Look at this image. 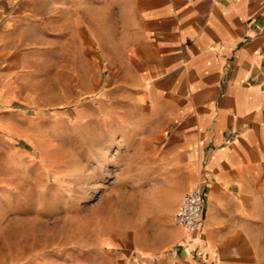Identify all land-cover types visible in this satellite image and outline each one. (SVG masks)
Returning <instances> with one entry per match:
<instances>
[{
	"label": "crops",
	"instance_id": "crops-1",
	"mask_svg": "<svg viewBox=\"0 0 264 264\" xmlns=\"http://www.w3.org/2000/svg\"><path fill=\"white\" fill-rule=\"evenodd\" d=\"M18 3L0 7V190L36 165L53 118L36 80L62 65L69 103L71 64L85 89L92 64L96 116L116 128L112 201L161 230L150 245L129 238L128 264H264V0H63L62 51L36 44L35 11ZM196 187L204 219L188 234L175 204ZM160 196V210L139 207Z\"/></svg>",
	"mask_w": 264,
	"mask_h": 264
},
{
	"label": "rangeland",
	"instance_id": "rangeland-1",
	"mask_svg": "<svg viewBox=\"0 0 264 264\" xmlns=\"http://www.w3.org/2000/svg\"><path fill=\"white\" fill-rule=\"evenodd\" d=\"M10 1L35 11L31 22L36 44L54 43L62 51L67 32L63 0H0V7L9 11ZM53 3L55 11L49 10ZM33 66L42 76L43 66ZM61 66L56 65L55 73L49 71L47 80L39 78L34 84L39 113L53 116L39 123L31 150L37 155L36 165L25 170L23 179L7 172L1 186L0 264H128L129 238L150 245L153 232L161 230L128 221L121 215L119 202L112 201L109 185L115 175L110 157L116 147V128L110 119L96 116L98 91L91 87L94 65L87 64L85 89L84 81L78 79V64H71L69 103L63 99L67 79ZM103 74L102 86L109 81V69ZM52 99L54 106L48 103ZM161 202L160 196L155 203L141 202L139 207L160 210Z\"/></svg>",
	"mask_w": 264,
	"mask_h": 264
},
{
	"label": "built area",
	"instance_id": "built-area-1",
	"mask_svg": "<svg viewBox=\"0 0 264 264\" xmlns=\"http://www.w3.org/2000/svg\"><path fill=\"white\" fill-rule=\"evenodd\" d=\"M205 195L202 187L185 194L173 217L174 223L188 234L195 233L204 219Z\"/></svg>",
	"mask_w": 264,
	"mask_h": 264
}]
</instances>
